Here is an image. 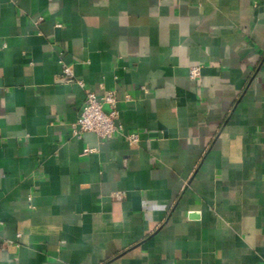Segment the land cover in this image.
<instances>
[{"label": "crops", "instance_id": "1", "mask_svg": "<svg viewBox=\"0 0 264 264\" xmlns=\"http://www.w3.org/2000/svg\"><path fill=\"white\" fill-rule=\"evenodd\" d=\"M0 264H264V0H0Z\"/></svg>", "mask_w": 264, "mask_h": 264}, {"label": "built area", "instance_id": "2", "mask_svg": "<svg viewBox=\"0 0 264 264\" xmlns=\"http://www.w3.org/2000/svg\"><path fill=\"white\" fill-rule=\"evenodd\" d=\"M189 76L196 79L200 76L198 67L190 69ZM62 79L67 83L76 82L80 86L81 81H76L71 69L62 64ZM117 97L114 91H107L103 96L98 97L90 90H85V99L78 118L71 124V132L74 136L80 137L84 133H93L104 140L121 134L129 144H136L139 135L134 132H123L122 126L118 123Z\"/></svg>", "mask_w": 264, "mask_h": 264}]
</instances>
